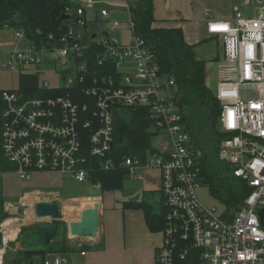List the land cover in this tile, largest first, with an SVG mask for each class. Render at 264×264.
Masks as SVG:
<instances>
[{"label":"built area","instance_id":"2783aa9c","mask_svg":"<svg viewBox=\"0 0 264 264\" xmlns=\"http://www.w3.org/2000/svg\"><path fill=\"white\" fill-rule=\"evenodd\" d=\"M71 1L74 6L63 12L72 22L66 34L56 40L51 35L49 43L38 45L17 31L16 36L29 44L0 58L6 71L47 76L50 66L61 79L55 86L39 84L41 91L55 94L51 97L26 99L18 90L1 92L3 159L22 181L39 173H58L87 184L90 169L117 168L110 157L117 108H146L154 134L146 157H125L121 164L131 178L139 177L143 169L161 172L164 227L155 263L264 264V0H256L253 17L236 9L231 19H207L208 34L222 40V64L230 74L214 92L221 104L219 126L224 134L217 159L230 165L233 176L250 190L237 210L222 215L203 206L197 196L204 183V153L184 124L174 79L163 80L153 51L136 33L131 18L134 0ZM100 4L128 11L132 32L128 44L116 37L120 22L111 19L107 9L101 10L102 20L87 17V11ZM93 45L102 49L96 56L104 73L91 66ZM3 224L0 264H6L12 242ZM41 264L66 262L50 253Z\"/></svg>","mask_w":264,"mask_h":264},{"label":"trees","instance_id":"16d2710c","mask_svg":"<svg viewBox=\"0 0 264 264\" xmlns=\"http://www.w3.org/2000/svg\"><path fill=\"white\" fill-rule=\"evenodd\" d=\"M68 6H74V3L71 0H0V31L14 29L22 32L29 42L38 45L49 43V36L52 35L54 40L61 38L72 24L70 21L61 20ZM131 18L135 20L136 33L146 41L157 58L161 74L174 79L176 83L175 100L183 113L184 124L194 145L204 153L201 159L203 182L209 186L217 199L227 205V210H237L240 203L249 195L250 190L246 183L233 176L230 165L221 164L217 158L209 159L205 154L207 149L197 137L200 131L204 135L214 134L215 140L212 148L216 153L224 137L219 126L221 104L207 85V61L197 56L196 47L185 41L180 29L152 27L154 22L153 0H134ZM90 49L91 66L94 72L104 73L98 65L96 56L102 52V49L94 45ZM114 70L113 68L110 72L113 73ZM39 83L38 75H21L20 91L26 99L55 95L41 91ZM150 129L152 130L146 108L135 110L118 107L115 111L114 147L110 153L117 168L115 171L106 172L94 163L93 166L97 169H90V182L100 185L104 192L122 190L128 178V172L122 167V160L125 157H146L154 136ZM89 161L93 163L96 160ZM3 166L4 170L14 171V166L7 161L2 162ZM1 198L3 197L0 194V202L3 203L4 200ZM125 207L142 210L152 232H160L163 229L164 213L156 212L155 208L145 199L127 202ZM8 217V214L0 208V223ZM25 234L31 236L29 247L6 264H36L38 263L35 262L36 257L41 259L39 261L41 264L48 254L66 252L70 248L67 245L68 231L65 222H60L57 237L47 246L44 244L43 230L40 226L23 228L21 235Z\"/></svg>","mask_w":264,"mask_h":264},{"label":"crops","instance_id":"0c3cea01","mask_svg":"<svg viewBox=\"0 0 264 264\" xmlns=\"http://www.w3.org/2000/svg\"><path fill=\"white\" fill-rule=\"evenodd\" d=\"M153 4L154 22L152 27L155 29H180L183 32L185 41L189 45L195 46L198 53H206L207 56L204 57L208 61L212 60V62H207V74L212 71L213 63L223 60L222 40L219 37L209 35L207 32L208 17L218 20L231 19L236 9H239L246 16L250 17L255 16L257 12L256 0H153ZM103 9H107L111 19L120 22L119 32L128 33L129 37L126 42L122 41L121 37L118 39L123 44H128L132 37V32L128 27V11L121 7L100 4L96 5L92 10H88L87 17L90 20L96 18L102 20L101 10ZM116 37L119 38L118 34H116ZM28 44V41L19 39L16 36V30H1L0 58L6 57L7 53L15 49L25 48ZM2 70L6 71L0 67V114L4 106L1 92L4 90L20 91V77L26 73H14L19 75V86L15 89L6 84L1 73ZM11 73L13 74V72ZM213 74L212 72V76L207 75V85L210 89L213 82L212 78L215 76ZM2 162H5V160L1 152L0 137V177L5 180L10 179L12 175L14 178H18L13 170H4L5 165L2 167ZM139 175L137 178L128 176L126 180L133 186L140 184L144 195L142 199H136V195L133 198L132 190L129 192L125 189V183L123 189L120 191L104 192L100 185H94L91 182L81 184L72 178L58 173H39L35 174L30 181H25L31 185V188L51 185L60 188L62 191L66 190L68 193L70 191L69 188L73 186L77 187L79 189L78 195L66 197L68 201L62 200L60 202L66 205L67 208L76 209L75 205L72 204L73 202H84L85 208H83V211L94 207L95 204H99L100 206L99 232L96 237H73L68 232L67 245L70 247L69 250L66 252L61 251V255L56 253L66 264H68L69 258L80 262V264H156V250L162 242L160 232L154 233L150 230L146 221V215L142 210L127 208L125 207V203L142 201L144 199L147 201L150 195L156 193L161 195V172L156 168H149L141 170ZM19 181L21 180L19 179ZM30 187L27 189H31ZM0 193L3 199H6V205H9L6 211L12 217L10 219L14 220L18 219L20 206L27 205L23 203V199L27 198L28 195H31L33 199L36 197L37 203V196H41L44 193L52 202L60 206L57 204L59 200L56 199V196L59 195L58 192H43L38 189L28 190L22 193L19 192L17 194L19 199L17 201H12L13 196L11 195ZM38 193L40 195L35 196ZM115 193L123 194L119 198H115ZM161 202L162 197L158 202L160 207ZM151 205L155 208L156 212H159L158 205ZM20 227L21 232V229L26 227V224H22ZM22 237L24 238V235ZM10 247L16 251L14 256L17 257L21 251L29 247V243L25 242V238L21 240L17 236L10 243ZM82 252H86V256H82Z\"/></svg>","mask_w":264,"mask_h":264},{"label":"rangeland","instance_id":"374dc122","mask_svg":"<svg viewBox=\"0 0 264 264\" xmlns=\"http://www.w3.org/2000/svg\"><path fill=\"white\" fill-rule=\"evenodd\" d=\"M17 33L18 32L16 31V34ZM116 34H118V36H119L118 39H120V37H121L122 41L126 42L128 40L129 35L127 32L121 33L118 31V32H116ZM114 35H115V33H114ZM18 48H20V47H18ZM209 48H211V47H209ZM207 51L209 52V50H207ZM197 56L202 60H206L207 62H212V60L208 61L207 59H205L204 56H207V55L204 52H203V54L197 52ZM222 62H223V60H219L218 62L213 63L214 65H213L212 71L209 72V74L206 73V75L212 76V72H213L214 73L213 75H215L212 78L213 82L211 83V90L213 92H215L218 82H220L222 79L230 76L229 72L227 71L226 67L223 66ZM206 72H207V70H206ZM1 73L3 74L4 81L6 82V84H8L9 87H11V88L14 87L15 89L18 88V86H19L18 85V78H19L18 74H14V73L12 74L11 72H7V71H3V70ZM167 78L168 77L166 76L163 80L165 81V79H167ZM60 80L61 79L58 77V75L55 72L52 71L50 66H48V75L47 76L46 75H39V81H40L39 84L49 83L51 86H55L60 82ZM204 129H206V128H204ZM206 130H204V132H206ZM150 132H152L151 129H150ZM197 137H198V140H200L203 143V146L207 149V150H205L206 156L211 160L216 159L218 157V152L216 153L212 148L213 141L215 140V135L214 134L204 135V133H201V131H200L198 133ZM10 177L11 178L8 180L2 179V177H0V192L4 193L5 195L7 194V195L13 196L12 201H17L19 199V196L17 195L19 192L22 193V192H25L28 190L38 189V190H41L43 192H58L59 195H57V197L58 196H60V197L57 198V200H59V202L57 201L58 202L57 204L60 205L59 209L61 210V222H65L67 224V231L69 232V221L73 220V222H76V221H79L81 219V214L83 212V208H85L84 202H73V203L70 202V203L74 204L76 207V211L75 212L73 211L72 214L70 215L71 216L70 220H68V215L66 214V211L71 209V208H67L66 205H63L60 203L62 200L68 201V199H66V197L69 198V197L78 195L79 189L77 187L73 186V187L69 188V190H70L69 193L66 192V190L62 191L60 188H57V187H54L51 185H48V186L44 185L45 187L44 186H36V187L31 188L30 187L31 185H29L28 182H25L22 180H21L22 181L21 182V181H19L18 178H14L13 175ZM28 186L31 189H27V188H29ZM125 189H127L129 192L132 190L133 198L135 197V195H136V199L144 198L143 190L141 189L140 184L133 186L130 184V182H128L126 180ZM122 194L123 193H115V198H119L120 196H122ZM197 196H198L200 202L203 204V206H205L208 209H216V212L219 215H222L228 209L227 205L224 202L220 201L219 199H217L212 194L211 189L209 188V186L206 183H202L200 185V187L197 190ZM37 197H38L37 203H43V202L54 203L45 194L41 195V196H37ZM123 197H125V196H123ZM161 197L162 196L159 193L152 194L147 198V201L149 203L153 204L154 206L158 205L157 208L159 209V211H162V208L159 206V203H158L159 199ZM1 199L4 201H3V203L0 202V208L5 213H7L9 216V213L6 211L7 207H9V205L8 204L6 205V202H5L6 199H3V198H1ZM48 200L51 202H49ZM37 203H36V198L33 201L32 197H31L30 203H28L25 206H20L19 215L17 216L18 221L15 220L16 225L14 224V226L20 227L22 224H26V227H39L42 223L47 222V221H51L50 219H39L36 217L34 207ZM29 216H32V217L29 219ZM10 218H12V217L9 216L5 220H3L0 224H3L5 221H7V219L10 220ZM20 228H19V231H20ZM23 228H25V227H23ZM22 229H21V231H22ZM19 231L17 232V234L19 233ZM20 234H19V237L21 240H23L25 238V242L30 243V241H31L30 234H25L24 238L23 237L21 238L22 235H20ZM10 248L11 249H8V253H7L8 256H6L7 258L5 259L6 263L9 261H12L15 257L14 255H15L16 251L12 247H10ZM57 254L61 255V252H58ZM40 260H41L40 258L36 257L35 262H38L36 264H39ZM67 262H68V264H80V262L72 260L70 258H69V261H67Z\"/></svg>","mask_w":264,"mask_h":264},{"label":"water","instance_id":"95a60500","mask_svg":"<svg viewBox=\"0 0 264 264\" xmlns=\"http://www.w3.org/2000/svg\"><path fill=\"white\" fill-rule=\"evenodd\" d=\"M61 20L67 21L70 18L67 15H62ZM36 217L39 219H50L51 221L44 222L40 225L43 230L44 244H51L57 237L61 213L59 206L54 203H37L34 207ZM100 224V206L95 204L94 207L85 209L81 214V219L76 222L69 223V233L73 237L79 238H94L98 235ZM0 237V248H2Z\"/></svg>","mask_w":264,"mask_h":264},{"label":"bare ground","instance_id":"6f19581e","mask_svg":"<svg viewBox=\"0 0 264 264\" xmlns=\"http://www.w3.org/2000/svg\"><path fill=\"white\" fill-rule=\"evenodd\" d=\"M36 195H40V194L38 193V194H35V196ZM31 197H32L31 195H28L27 198L23 199V201H24L23 203L24 204L30 203ZM35 198L34 199L32 198V200L34 201ZM73 211L75 212L76 209H69V210L66 211V214L68 215V220L71 219L70 215L72 214ZM31 217L32 216H29V219ZM71 222H73V220L69 221V223H71ZM14 224H15V220H13V219L5 221L4 224H3V226H4L5 230H6L5 236H6L7 239L14 240L16 238V236H17V232L19 231V227L18 226H14Z\"/></svg>","mask_w":264,"mask_h":264}]
</instances>
